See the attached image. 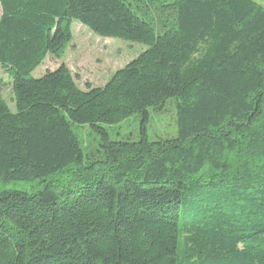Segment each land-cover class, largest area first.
Here are the masks:
<instances>
[{"label":"trees","instance_id":"1","mask_svg":"<svg viewBox=\"0 0 264 264\" xmlns=\"http://www.w3.org/2000/svg\"><path fill=\"white\" fill-rule=\"evenodd\" d=\"M0 264H264V0H0ZM168 11L157 33L151 12ZM75 20L147 46L82 90L61 58ZM173 99L176 134L101 126ZM99 135L86 155L71 125ZM69 174L66 185L56 177ZM58 175V176H57Z\"/></svg>","mask_w":264,"mask_h":264},{"label":"rangeland","instance_id":"2","mask_svg":"<svg viewBox=\"0 0 264 264\" xmlns=\"http://www.w3.org/2000/svg\"><path fill=\"white\" fill-rule=\"evenodd\" d=\"M149 21L157 33L161 31V25H169V12H160L154 9ZM72 39L68 43L61 58L47 55L42 63L30 74L33 78H39L47 71H53L60 65H65L78 87L82 90L87 85L99 87L103 85L117 70L134 59L147 48L143 44L129 42L117 38L100 37L92 33L86 26L78 21L71 22ZM11 72L0 65V94L5 99L9 109L16 111L12 101ZM107 129L112 139L135 140L139 137L141 127L145 129L148 140L169 138L176 134V110L173 99H167L159 108H148L147 120L143 122L141 114H132L116 125L101 124ZM72 130L82 142V149L86 155L94 154L98 149L99 135L88 125L72 124ZM58 176V175H57ZM69 174H61L56 177L59 186L66 185ZM38 188L35 181H14L0 183V190H25L33 192Z\"/></svg>","mask_w":264,"mask_h":264},{"label":"water","instance_id":"3","mask_svg":"<svg viewBox=\"0 0 264 264\" xmlns=\"http://www.w3.org/2000/svg\"><path fill=\"white\" fill-rule=\"evenodd\" d=\"M0 13H1V8H0Z\"/></svg>","mask_w":264,"mask_h":264}]
</instances>
